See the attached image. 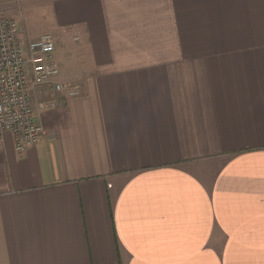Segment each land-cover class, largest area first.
Here are the masks:
<instances>
[{
	"label": "crops",
	"instance_id": "0c3cea01",
	"mask_svg": "<svg viewBox=\"0 0 264 264\" xmlns=\"http://www.w3.org/2000/svg\"><path fill=\"white\" fill-rule=\"evenodd\" d=\"M0 18L50 35L81 86L47 90L36 144L0 138V264H264V0H0Z\"/></svg>",
	"mask_w": 264,
	"mask_h": 264
},
{
	"label": "built area",
	"instance_id": "2783aa9c",
	"mask_svg": "<svg viewBox=\"0 0 264 264\" xmlns=\"http://www.w3.org/2000/svg\"><path fill=\"white\" fill-rule=\"evenodd\" d=\"M20 27L13 18H0V138L8 132L19 153L36 144L43 135L37 117L56 106L50 96L63 98L81 94V86L58 80L52 61L55 42L48 34L22 42ZM45 96L33 102L34 95Z\"/></svg>",
	"mask_w": 264,
	"mask_h": 264
},
{
	"label": "rangeland",
	"instance_id": "374dc122",
	"mask_svg": "<svg viewBox=\"0 0 264 264\" xmlns=\"http://www.w3.org/2000/svg\"><path fill=\"white\" fill-rule=\"evenodd\" d=\"M37 12H38V13H35V14H34V17H31V16H27V15H25V20L27 21L29 18H31L32 21H33L34 23H36V24H38V25H39L40 23H42L43 26L47 27V17H45V15L42 13V11L37 10ZM36 19H38L39 21L36 20ZM31 24H32V23H31ZM31 24L25 22L26 29H25V27H24V25H23V28H24L25 33H26V31L29 32V31L31 30V28H30ZM37 31H38V30L32 31V33H33V34H34V33H37Z\"/></svg>",
	"mask_w": 264,
	"mask_h": 264
}]
</instances>
